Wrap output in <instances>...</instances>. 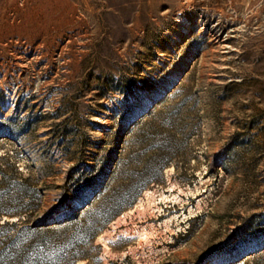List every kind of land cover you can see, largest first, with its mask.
<instances>
[{"label":"rangeland","instance_id":"obj_1","mask_svg":"<svg viewBox=\"0 0 264 264\" xmlns=\"http://www.w3.org/2000/svg\"><path fill=\"white\" fill-rule=\"evenodd\" d=\"M5 153L54 264H264V0H0Z\"/></svg>","mask_w":264,"mask_h":264},{"label":"trees","instance_id":"obj_2","mask_svg":"<svg viewBox=\"0 0 264 264\" xmlns=\"http://www.w3.org/2000/svg\"><path fill=\"white\" fill-rule=\"evenodd\" d=\"M9 157L8 153L0 155V264H54L60 244L49 234L63 226L55 220H30L24 214L26 210L20 205L31 203V193L19 187L25 182L30 185L32 177H19L22 172ZM4 215L18 218L2 222Z\"/></svg>","mask_w":264,"mask_h":264}]
</instances>
